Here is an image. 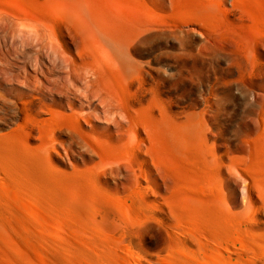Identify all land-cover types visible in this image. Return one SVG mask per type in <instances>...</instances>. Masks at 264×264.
<instances>
[{
  "label": "bare ground",
  "instance_id": "obj_1",
  "mask_svg": "<svg viewBox=\"0 0 264 264\" xmlns=\"http://www.w3.org/2000/svg\"><path fill=\"white\" fill-rule=\"evenodd\" d=\"M226 1L173 0V9L181 22L218 32V15L243 6L230 0L227 7ZM155 13L148 0H0V23L34 32L53 50L58 43L75 74L96 86L92 96L106 101L105 117L115 125L87 132L81 125L87 117L59 114L36 103L38 96L25 99L17 111L22 122L0 136V150L11 138L28 140L35 128L42 141L70 130L79 153L90 159L69 174L37 163L29 149L25 163L0 159V264H264V229H255L264 225V165L257 161L264 140L254 141L250 170L232 147L220 145L225 151L217 153L205 113H175L145 86L134 52L159 26ZM65 32L77 44L76 54L63 40ZM243 57L251 66V50ZM117 173L127 180L122 187L108 180ZM231 181L247 187L248 201L251 189H258L255 212L251 205L235 208ZM151 190L156 200L149 199ZM151 224L165 238L157 254L138 244ZM87 249L93 254L82 253Z\"/></svg>",
  "mask_w": 264,
  "mask_h": 264
},
{
  "label": "rangeland",
  "instance_id": "obj_2",
  "mask_svg": "<svg viewBox=\"0 0 264 264\" xmlns=\"http://www.w3.org/2000/svg\"><path fill=\"white\" fill-rule=\"evenodd\" d=\"M148 1L156 8L153 19L159 26L136 45L134 57L142 67V82L153 87L175 113H205L208 140L218 147L217 153L225 151L220 145L232 147L234 155L247 159L243 166L251 170L254 141L264 140V0H241L242 8L219 14L223 24L218 32L209 33L206 24L181 22L173 9V0ZM225 6H231L230 0ZM63 40L76 54L77 44L68 32ZM247 49L251 50V66L243 57ZM54 50L47 39L34 32L17 30L10 21L0 23V136L22 122L23 114L17 113L18 108L27 97L34 96L40 97L36 103L59 114L87 117L89 120L81 119L82 129L87 132H104L108 126L115 130L114 123L105 117L110 113L106 101L99 99V95L92 96L98 92L96 86L86 81L84 73L75 74L71 56L58 43ZM32 135L28 140H6L7 149L0 150V159L21 157L25 163L29 158L25 149H29L33 151L30 157L37 163L67 174L90 159L88 154L79 153L70 130H59L54 139L45 141L37 138V128ZM48 157L50 163H46ZM257 161L264 165V156ZM10 170L27 178L15 166ZM108 180L121 187L127 181L124 173ZM229 191L237 210L251 205V213L255 212L254 203H260L258 189H251L250 201L247 187L240 181L229 182ZM156 196L151 190L149 199L156 200ZM255 229H264V225H255ZM138 244L157 254L165 246L164 234L151 224L141 231ZM82 253L93 254L91 250ZM107 255L105 252L95 256L101 260Z\"/></svg>",
  "mask_w": 264,
  "mask_h": 264
}]
</instances>
